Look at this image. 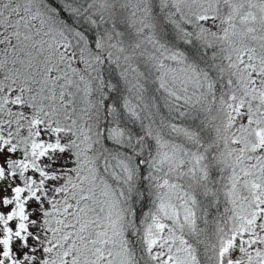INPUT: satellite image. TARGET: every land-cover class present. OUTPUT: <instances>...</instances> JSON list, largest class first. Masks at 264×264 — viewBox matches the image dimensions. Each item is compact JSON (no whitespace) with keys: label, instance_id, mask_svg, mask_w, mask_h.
<instances>
[{"label":"snow or ice","instance_id":"1","mask_svg":"<svg viewBox=\"0 0 264 264\" xmlns=\"http://www.w3.org/2000/svg\"><path fill=\"white\" fill-rule=\"evenodd\" d=\"M0 264H264V0H0Z\"/></svg>","mask_w":264,"mask_h":264}]
</instances>
